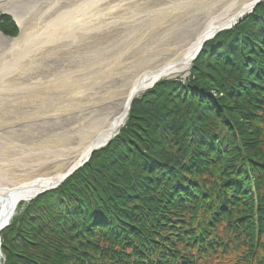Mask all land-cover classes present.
Returning a JSON list of instances; mask_svg holds the SVG:
<instances>
[{"label": "trees", "instance_id": "trees-1", "mask_svg": "<svg viewBox=\"0 0 264 264\" xmlns=\"http://www.w3.org/2000/svg\"><path fill=\"white\" fill-rule=\"evenodd\" d=\"M1 235L5 264H264V1Z\"/></svg>", "mask_w": 264, "mask_h": 264}, {"label": "rangeland", "instance_id": "rangeland-1", "mask_svg": "<svg viewBox=\"0 0 264 264\" xmlns=\"http://www.w3.org/2000/svg\"><path fill=\"white\" fill-rule=\"evenodd\" d=\"M32 1L37 5L29 14L25 45L18 47L7 44L0 49V164L38 161L50 166V169L56 165L54 153L60 147L59 143L63 138L61 144L66 141L67 134L73 131V124L78 123L88 103L86 92L65 96L59 91V83L62 80L65 82L70 72H75V86L76 77H82L78 74L83 66H78L82 63L81 50L89 49L90 45L102 39L106 44L113 41L124 44L117 51L118 55L125 45H135L136 49L131 54L122 53L115 60L110 59L113 64L121 65L127 58L138 55L154 44L164 30L176 21L190 16H205L207 10L215 14L225 10L230 14L243 4L240 0H231V3H227L230 0H78L76 4L81 2V8L77 10L81 9L82 16L88 14L90 20L94 19L96 10L100 14L115 13L113 36L107 32L102 33L99 40L81 42L83 36L78 31L82 24L69 18L61 19L60 16L65 10L71 9L70 0ZM200 2H206L208 6ZM198 6L207 10L194 12L192 8ZM90 25L83 24V28H89ZM65 30L69 35L64 37ZM70 35L76 41L66 40L72 39ZM99 60L107 61L104 56ZM85 63L88 74L92 75L103 66L98 64L91 71V62ZM110 69L104 66L101 73ZM110 76H105L103 80L112 78Z\"/></svg>", "mask_w": 264, "mask_h": 264}, {"label": "bare ground", "instance_id": "bare-ground-1", "mask_svg": "<svg viewBox=\"0 0 264 264\" xmlns=\"http://www.w3.org/2000/svg\"><path fill=\"white\" fill-rule=\"evenodd\" d=\"M240 1L243 4L230 14H227L225 10L223 13L215 14L216 12H210L207 8L200 6L193 7L192 10L194 12L206 9V15L199 18L190 16L187 19L176 21L175 24L172 23L171 27L164 30L154 44L147 46L138 55L127 58L125 62L123 61L124 64L115 65L111 60H115L122 53L131 54L136 49L135 45L133 47L125 45L121 54L118 55L117 51L124 44L117 41L106 44V41L103 39L99 40L102 33L108 32L111 36L114 35L115 13L104 12L100 14L99 10H96V13L93 15L94 19L90 20V16H87L88 14L82 16L81 9L77 10V8H81V2L76 4L78 0H70L69 4L70 2L72 4V6L70 5L71 9L67 12L66 10L62 12L60 14L61 19L69 18L70 21L82 24L78 31L81 37L83 36L81 42H87L90 39H97L99 41L90 45L89 49L80 51L82 63L78 66H83L81 67V72L78 73L82 77H76L77 85L75 86V72H70L66 76L65 82L62 80L59 83L61 85L59 91L65 96H69L72 93L80 94L86 92L85 98L87 97L86 103H88L82 110L83 114L80 116L78 123L73 124V131H71L73 133L67 134L65 142L61 144L64 140L63 138L59 143L60 147L54 153L56 155V165H53L52 169H50V166H44L45 163L38 161L18 164L6 162L5 165L0 164V230L11 222L21 202L29 201L42 190L33 182L41 178V185L42 182H46L51 176L62 175L89 156L92 142H95V145L99 143L95 141L96 138L102 137L105 138L104 141L108 140L109 136L106 135L105 130L117 114L119 106L126 103L125 99L128 97V94L130 97L140 87L147 90L148 87L164 78L187 75L190 71L193 58L205 40L204 36H208L217 28L227 25L242 10L251 6L256 0ZM200 3L208 6L206 2ZM227 3H231V0ZM35 5L37 4L32 0H0V13H12L21 26V33L16 39L8 40L0 34V49L7 44L18 47L25 45L28 38L27 22H30L29 14L30 11L32 13ZM51 8L52 6L49 7V9ZM91 8H94V6ZM101 11L104 10L101 9ZM217 15L218 17H215ZM90 23L89 28H83V24ZM69 31L73 32L74 30ZM63 35L65 37L69 34L65 30V34ZM70 36L72 39L66 40H69V42L76 41L73 35ZM128 50H131V52ZM102 56L107 61H100L99 58ZM87 61L91 62V71L96 69L98 64H102L103 66L97 69L94 75L88 74L86 70L87 64L85 63ZM104 66L115 70L110 69L101 73ZM116 70L119 71L116 74L114 73V76H110ZM95 75L99 76L94 78ZM105 76L112 78L103 80L106 78ZM1 83L3 86V82ZM124 118L121 122L125 121ZM101 145L102 143L99 146ZM6 161H9V159ZM26 185L28 186L25 189H21L22 186ZM0 264H3L1 254Z\"/></svg>", "mask_w": 264, "mask_h": 264}, {"label": "water", "instance_id": "water-1", "mask_svg": "<svg viewBox=\"0 0 264 264\" xmlns=\"http://www.w3.org/2000/svg\"><path fill=\"white\" fill-rule=\"evenodd\" d=\"M260 1L261 0H256L253 4H251V6H249L248 8H246L244 10H242V12H240L235 18H233V20L231 22H229L227 25H225L223 27H220V28H217L213 33L209 34L208 36H204L205 40L202 42L201 47H200L198 53L193 58V60H195L197 58V56L199 55L200 50H202L203 45L205 44V42H207L208 40L214 38L219 32H221L223 30H226V29H229V28H232L234 25H236L238 22H240L242 19H244L249 13H251L252 10L254 9V7ZM7 14L12 15L13 19L17 22V24H18V26L20 28V31H21V26L19 25L18 20L16 19V17L12 13H7ZM0 34L2 36H4V38H6V39H16V37L14 38V37L5 36L1 31H0ZM150 87H152V86H150ZM150 87H148V88H150ZM142 88L143 87H140L130 97H129V94H128V97H126V99H125L126 103L121 105V106H119V110H118L117 114L112 119L111 123L109 124V127L106 128V130H105L106 135L109 136L108 140L104 141L105 138H102V137L96 138L95 141H97L99 143L97 145H95L96 143L92 142V149L90 150L89 156L87 158H84L83 160H81L78 164H76L69 171L63 173L62 175L51 176V177H49L47 179L46 182H42L41 185H40V181H42V180H41L40 177H38L40 179H38V181H36V182H33V183H36L38 185V187L42 189V190H40L37 193V195L41 194V193H43L45 191H48L50 189L56 188L57 186L62 184L68 177H70L75 171H77L80 167L85 165L90 160V158H91V156H92V154H93V152L95 150H98V149H101L102 147H104L109 142V140L111 138H113L114 136H116L119 133V128H120L121 124L124 123V122H121V121L123 120L124 117H125L124 119L127 118L128 114H129V110H130L131 105H132V102H133L134 98H136L140 94V92L142 90H144V88L143 89ZM101 143H102V145L99 146ZM27 186L28 185L22 186L21 189H25ZM37 195H35V196H37ZM7 225L8 224H6L3 228H5ZM1 245L2 244H1V236H0V254L2 255Z\"/></svg>", "mask_w": 264, "mask_h": 264}]
</instances>
